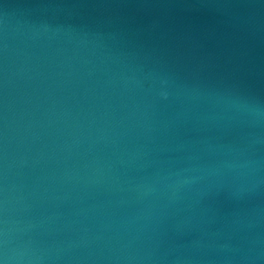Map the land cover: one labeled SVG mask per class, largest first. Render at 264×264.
I'll use <instances>...</instances> for the list:
<instances>
[{
    "label": "water",
    "instance_id": "1",
    "mask_svg": "<svg viewBox=\"0 0 264 264\" xmlns=\"http://www.w3.org/2000/svg\"><path fill=\"white\" fill-rule=\"evenodd\" d=\"M0 264H264V0H0Z\"/></svg>",
    "mask_w": 264,
    "mask_h": 264
}]
</instances>
